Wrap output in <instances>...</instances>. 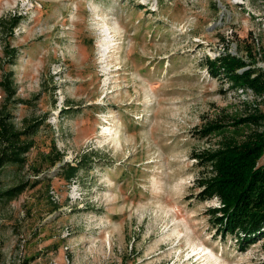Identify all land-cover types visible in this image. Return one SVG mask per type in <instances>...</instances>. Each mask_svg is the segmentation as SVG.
Listing matches in <instances>:
<instances>
[{"label":"rangeland","instance_id":"374dc122","mask_svg":"<svg viewBox=\"0 0 264 264\" xmlns=\"http://www.w3.org/2000/svg\"><path fill=\"white\" fill-rule=\"evenodd\" d=\"M226 50L264 68V0H0V111L40 123L0 168V193L25 186L0 195V264H264L193 187L203 118L264 111L209 73Z\"/></svg>","mask_w":264,"mask_h":264},{"label":"trees","instance_id":"16d2710c","mask_svg":"<svg viewBox=\"0 0 264 264\" xmlns=\"http://www.w3.org/2000/svg\"><path fill=\"white\" fill-rule=\"evenodd\" d=\"M205 65L211 76L225 78L233 89L250 90L256 100L264 98V68L229 50L215 58L206 57ZM3 87L6 93L15 96L12 81L5 82ZM243 106L241 113L225 108L213 118L205 116L194 132L210 146L191 154L200 167L193 185L198 190L196 198L218 201V205L207 209L212 225L223 235H236L242 246L264 237V129L260 128L264 124V111L256 103L245 101ZM39 124L24 123L20 128L8 112L0 111V168L25 163L33 146L30 136L38 131ZM61 159L59 155L53 164ZM65 172L71 180L79 168L70 165ZM24 189L23 184H18L0 195L11 200Z\"/></svg>","mask_w":264,"mask_h":264}]
</instances>
